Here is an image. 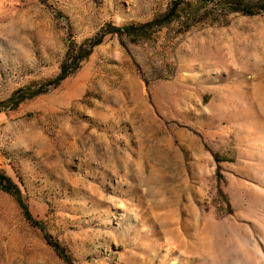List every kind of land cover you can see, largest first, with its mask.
<instances>
[{
    "label": "rangeland",
    "instance_id": "rangeland-1",
    "mask_svg": "<svg viewBox=\"0 0 264 264\" xmlns=\"http://www.w3.org/2000/svg\"><path fill=\"white\" fill-rule=\"evenodd\" d=\"M251 10L0 0V175L33 218L0 181V264H66L49 242L73 264H264V12ZM144 24L74 70L75 47Z\"/></svg>",
    "mask_w": 264,
    "mask_h": 264
},
{
    "label": "trees",
    "instance_id": "trees-1",
    "mask_svg": "<svg viewBox=\"0 0 264 264\" xmlns=\"http://www.w3.org/2000/svg\"><path fill=\"white\" fill-rule=\"evenodd\" d=\"M222 2H225L227 4H230V10L232 12H239V13H243V14H247V15H254L258 12L252 11L251 9L256 8L258 9V11L260 12H264V2L260 3V4H252L251 2H249L248 0H222ZM178 5L179 3L176 2L174 7L171 9V11H175L176 9H178ZM168 22H164L162 21L160 18H155L152 22L148 23L147 25H152V24H156L158 27H163L167 24ZM146 27V24L142 25L141 27H137L136 30L134 26H125V27H114L111 28V30H105L103 32H101L100 34H98L93 40L89 41L88 44L84 43L83 45L79 46L78 49H76L75 47V51H77L78 53V61L79 64L78 66H76V68H74V70H77L81 64V62L83 60H85L94 50V48L100 44L103 43L104 39L110 35V34H117L120 37H122L123 35L129 34H143L146 35L148 32L146 30H144ZM72 66L70 64H63L61 67V73L60 75L52 80L51 82H49L50 85H53V87H57L62 81H64L67 77L70 76V74L72 73ZM44 91L46 90H42V89H38V90H32L30 92V94L28 96L22 95L18 100H16L15 105H19L22 101H24L25 99H30L33 97H36L42 93H44ZM0 181L6 183V189L8 192L13 193L16 198L17 201L19 202V204L22 206L23 211H24V215L26 217V219L30 222H33V218L27 208V206L22 202L21 200V193L20 190L17 188V186L12 182V180H10L9 178H7L6 176L0 175ZM54 250L57 252V254L65 261L66 264H73V262L71 261L70 257L65 254V251L62 249V247L58 244V243H53V242H49Z\"/></svg>",
    "mask_w": 264,
    "mask_h": 264
}]
</instances>
